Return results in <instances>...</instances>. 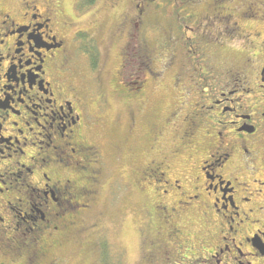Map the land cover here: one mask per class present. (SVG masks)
<instances>
[{
	"label": "flooded vegetation",
	"instance_id": "af4514ba",
	"mask_svg": "<svg viewBox=\"0 0 264 264\" xmlns=\"http://www.w3.org/2000/svg\"><path fill=\"white\" fill-rule=\"evenodd\" d=\"M10 1L5 6L0 0V264H81L78 257L86 246L94 264H123L128 248L117 241L110 245H118L116 260L108 259L103 242L80 245L92 235V244L97 242L108 230L98 220L91 229L84 218L93 209L86 203L97 198H89L98 177L92 165L101 168L104 156L85 137L93 122L83 95L97 90L99 105L105 98L97 81L104 64L80 84L75 78L81 74L67 66L76 52L87 56L78 33H92L74 19L80 0H73L71 8L65 0ZM163 1L121 0L127 9L120 24L128 28L118 25L111 42L135 56L150 8L157 4L160 12ZM244 7L251 19L256 8ZM69 23L76 29L71 47L57 32V26ZM247 35L256 38L249 33L242 38ZM139 58L149 70L145 56ZM224 59L220 53L208 56L217 64L206 70L193 55L182 69L187 84L178 86L184 96L179 104L202 88L198 104L192 114L175 113L179 145L161 162L145 165L142 184H134L141 204L130 216L121 215L137 234L138 264H264V61L255 67L251 60L244 79L235 72L240 79H222L214 86L213 70L222 69ZM167 63L164 56L160 70ZM133 86V93L122 97L138 102L132 118L145 95L143 80ZM179 157L188 171L173 169ZM122 183L127 191L129 184L123 178Z\"/></svg>",
	"mask_w": 264,
	"mask_h": 264
},
{
	"label": "rangeland",
	"instance_id": "374dc122",
	"mask_svg": "<svg viewBox=\"0 0 264 264\" xmlns=\"http://www.w3.org/2000/svg\"><path fill=\"white\" fill-rule=\"evenodd\" d=\"M3 1L5 6L11 2ZM117 1L111 0L110 3L109 0H95L89 9L80 14L77 12V16L74 17L75 21H79L81 28H91L93 34L85 30L84 32L91 34L96 43L98 42L100 61L104 64L97 81L104 85L101 93L105 98V105L103 102L99 105L100 93L97 90L87 91V94L83 95L93 122L91 130L85 137L104 156L101 168L99 164L92 165V170L98 173L99 180L97 177L93 185L95 193L89 198L95 195L94 198H97L95 202L86 203L93 206V209L90 213L84 212V218L90 223L91 229H95L94 224L98 220L102 226H108V230H105L100 240L93 244L92 239L95 237L92 235L85 245H101L100 242H103L107 245L105 250L110 253L108 259H115L113 251L118 245L113 248L110 245L111 242L117 241L128 248L123 264H138L137 234L131 221L123 222L121 215L124 213L130 216L135 211V206L141 204H138L141 202V196L138 195L139 191L134 184H142L141 177H146V173L141 174L145 165L154 161L161 162L162 157H169L179 145L180 119H175V113L179 114L180 111L181 115L192 114L194 104H198L196 98H199V91L202 88L194 89L192 96L190 94L188 99H185V104H179L184 99L179 87L187 84L184 81L186 74L182 69L189 65L193 55L199 56L201 59L199 63L204 65L206 70L215 67L217 62L211 63L208 56L220 53L225 59L222 69L213 70L214 77L218 78L214 81L215 86L222 79L231 80L233 77L244 79L250 72V68L246 67H249L251 60H254L255 67L261 65L264 61V0H170L163 1L165 6L160 12L157 11L158 7L155 4L150 8L148 28L140 37L141 44L138 43L135 56L134 51L129 53L125 48H121V53L130 57L127 60H124L125 55L121 57L119 54L121 50L119 42L115 39L111 42V35L119 29L118 25H122L120 22L123 12L127 9L120 6L121 0ZM72 2L73 0H65L66 7L71 8ZM250 3L256 8L249 13L251 19L246 18L248 14L245 13L244 7ZM14 6L16 10L19 9L18 4L14 3ZM75 21L69 20L70 23ZM70 23L62 24L61 28L57 26V32L65 40L67 47H71L70 40L73 39L76 30ZM177 23H181L182 26L177 27ZM122 26L128 28L127 25ZM194 26L195 31H192ZM124 32L125 30L121 34ZM248 33L255 34L256 38L250 39L247 35L243 39L242 35ZM134 37L135 33L132 35L133 40ZM186 37L191 39L186 40ZM143 48H146V52L141 53ZM142 56L149 62V70L143 69L142 60L139 58ZM164 56H167L168 63L166 68L160 70V61ZM88 62V57L79 52H76L68 62V69H76L77 74L78 72L81 74L82 77L75 78L79 84L80 79L83 82L93 73ZM242 64L244 70H241ZM140 80H143L145 95L132 118L130 111H133L138 102L130 103L131 100L122 97L127 93H133V83ZM179 107H183L184 110ZM98 108L100 111H97ZM114 147H120L122 151L116 152ZM118 153L121 156L115 155ZM172 164L176 171L187 170L180 157ZM113 175L117 177L113 178ZM122 178L129 184L127 191ZM89 185L86 182V187ZM127 205L130 208L128 212L125 208ZM131 205H134L132 211ZM78 259L81 264H94L91 254L85 249Z\"/></svg>",
	"mask_w": 264,
	"mask_h": 264
},
{
	"label": "trees",
	"instance_id": "16d2710c",
	"mask_svg": "<svg viewBox=\"0 0 264 264\" xmlns=\"http://www.w3.org/2000/svg\"><path fill=\"white\" fill-rule=\"evenodd\" d=\"M95 0H80L78 5H77V12L83 13L85 10L89 9L90 6H92L94 4ZM77 41L79 42V48H85L87 50V56H89V62L91 65V68L93 69V71H96L101 63V56L99 53V50L97 48V43L96 41L90 37L89 34H87L86 32H80L77 35ZM204 90V89H203ZM85 175H88V172L85 173ZM132 207V205H131ZM126 209H130L129 205L125 206ZM88 241V240H87ZM80 245H85L86 242ZM86 251L88 252L87 248Z\"/></svg>",
	"mask_w": 264,
	"mask_h": 264
}]
</instances>
